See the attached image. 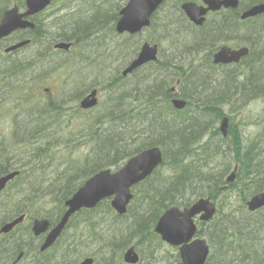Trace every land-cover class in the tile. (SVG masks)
<instances>
[{"label": "rangeland", "instance_id": "obj_1", "mask_svg": "<svg viewBox=\"0 0 264 264\" xmlns=\"http://www.w3.org/2000/svg\"><path fill=\"white\" fill-rule=\"evenodd\" d=\"M9 1L18 4L21 11L24 10L25 0H0V3L6 6ZM126 2L127 0H54L50 8H47L36 18L34 17L36 25L42 30L40 39L35 38L30 29L11 32L6 36L4 41L6 45L13 43L19 37L29 40V43L24 45L15 57L10 58L8 70L16 68L19 61L42 59V63L36 71L23 70L19 78L8 77L11 74L3 72L4 69L0 70L2 79L8 77L4 81L6 86L0 89V112L4 113L9 123L6 125L1 121L0 126L11 127V119L23 122L25 116L23 119L22 115L27 113L24 108L29 104L30 108L35 109L36 117L34 119H38L40 122L36 128L22 124L23 127L17 132L21 135H16L18 139L23 138L31 145L29 154L21 159V164L24 165L27 172L17 178L19 185L16 198L11 199L6 193L0 192V221L12 214L11 210L27 209L25 211L27 218L10 234L0 236V264L5 263L7 258L10 260L9 262L15 261L17 264H74L78 259H81L80 257L83 259L87 256L93 258L92 264H109L111 259L113 261L110 264L113 262L127 264L123 261L126 248L122 252L115 251L116 245H123L122 241L128 239L130 242L127 249L138 243L136 248L145 260L153 258L155 264H172L178 255L175 247L162 243L158 236L151 234L149 236L150 230L144 233V235H148V240L140 236V231L132 227L133 224L129 225V228L123 227L125 224H121L126 221L125 214L116 210H113L114 213L102 215L101 221L96 219L99 215L89 217L85 208L79 210L70 221L69 231L66 229L58 243L45 251L41 250L44 239L35 238L31 226L34 219L40 215L48 218L50 227L55 225L63 213L65 198H68L76 186L85 180L87 172L91 173L102 164V156L104 157L103 164H106L104 168L113 169L124 161L127 155L145 144L153 142L160 144L163 160L161 166L155 168L151 175L150 188L145 191L148 198L141 206L142 217L147 221L149 218L153 219L158 216L165 206L177 204L182 206L188 201L194 200V197L200 193L212 190L214 183L209 182L211 179H207L208 176L214 177L210 175L212 170L218 171L219 175L227 178L234 166H237L234 182L238 181L239 166L238 163H235L234 151V148L237 147H235L236 138L233 136L237 134L241 136L245 145H250L252 142L257 145L264 142V14L247 18L240 16L242 10L257 3H252L251 0H239L237 7H223L217 11H210L206 14L205 22L202 25L204 29H200L179 10L181 7V4H178L179 1L167 0L164 6L157 10L158 12L152 19V25L138 34H120L116 28L107 23L101 27L106 30L99 32V28L94 29L96 28L95 21V24L88 25V30L94 29L95 32H90L88 39L84 40L85 42H76L72 55L66 51L59 54L49 53L50 46L56 38L65 36L67 31H71L78 23L89 22L96 12L112 24L115 19L119 18L117 14ZM170 23H175L177 29L179 26L190 28L191 32L183 33L182 30L177 33L175 27L170 26ZM250 28H254L257 33L245 34L241 32L242 29L249 32ZM209 30H214V33L211 34L210 45H207L197 38L201 33H206ZM144 40L160 43L156 61L149 62L147 65L123 75L126 65ZM222 44L232 47L247 44L249 51L238 64L210 63L209 60L210 58L212 60L213 56L212 51ZM184 60L190 62L183 67L181 82H174L176 83V93L178 91L181 95L183 81L187 78H191L195 84L206 90L202 94L204 98L199 99L198 102L181 97L186 100L183 108L185 111L187 110L186 116H192L193 111L196 113V110H200L199 112L202 113L197 112L205 115L203 119L209 126L217 129L220 134L215 136L214 145L218 152H225L215 159L217 161L213 165L209 160L204 163L202 159L197 158L196 163L190 157L187 159L186 156L179 157L178 154L184 149L178 148L175 152L171 151L166 139L162 137L163 135L148 127L147 117V119L144 118V122L134 126H129L128 123L126 126L122 125L125 119L124 112L127 115V110L137 102L133 100L134 96L138 101H144L143 94L148 92L150 95L145 96L148 97L146 101H153L154 90L159 89L155 78L164 74V70L169 69L170 64L178 66ZM13 62L15 64H12ZM119 72L122 73L119 76L120 80L115 82V85H109L110 78L117 76ZM185 72L188 74L186 75ZM40 77L45 79L41 86H39L41 84ZM161 78L163 77L161 76ZM95 85L102 87V90L100 104L94 108L99 105L103 107V109L98 108L96 113L101 115L104 127L110 131L109 140L112 143L111 152L107 154L104 151V155L96 153L100 151L99 145L94 143L87 124H85L89 112H82L80 104H78L80 96ZM156 86L158 87L156 88ZM136 87H138V91ZM45 88L52 89L54 98L43 92ZM193 90L199 93L203 91L197 90L195 87ZM239 90L242 93H239ZM222 94L224 96H221ZM241 95H243L242 98H240ZM56 99L58 101V104H55L57 111L52 114L48 113L52 109L50 100L55 101ZM158 104L165 106L171 114L182 115L180 113L182 110L177 109L171 101L169 104L160 102ZM148 105L155 109L153 104ZM212 105L217 106L216 112L206 109ZM201 108L203 109L201 110ZM219 114L229 118V122L236 126V132L227 133L226 136L221 133L222 121L218 118ZM37 130L45 133L40 147L36 141L31 140ZM53 130L55 134L50 133ZM7 134H11V129L6 132V136ZM99 143L101 145V142ZM184 143L186 140L183 141L182 146ZM55 146H58L52 152L55 155L50 156L47 150ZM4 147V141L0 140V151ZM44 150L46 151L44 152ZM207 152L210 153V150L207 149L203 155H207ZM106 155L108 156L106 157ZM68 159H74L76 166L65 173L64 169L68 167ZM53 160H58V164L53 166V171L50 169L51 178L47 181L51 188L47 193H32L31 181L36 182V180H40V177L44 180L45 177L40 175L41 169L46 164H51L50 162ZM258 160V163L255 162L253 167V175L264 180V156H260ZM108 164H112V166H107ZM3 168H6V165L0 160V173ZM181 181L186 183L180 188L176 185L177 189H172V186H175L174 183L172 185V182L179 183ZM246 181L248 179H240L239 184ZM147 186L148 182L146 181L143 187ZM235 189L234 187L228 192L224 191L223 195L214 200L217 213L212 222L208 223L209 225H202L198 222L200 233L208 241L210 254L217 261L223 256L225 257L226 254L214 255L215 246L217 245L216 249H219L218 246H220L215 239V227L217 225V228L220 229L225 217L232 219L231 210L237 209ZM250 189L252 197L256 190L252 186ZM103 202L111 203V198H106ZM100 209L97 208L94 212ZM235 212L238 216L239 212L236 210ZM139 225L140 223L136 226ZM17 232H20L19 237ZM237 233L239 231L231 228L228 223V226L223 228V232L219 234L221 236L224 234L222 238L231 234L227 238V243L229 240L237 241ZM253 233L255 236L251 240L257 244L256 257H263L264 244H262L261 235L255 230ZM65 240L67 242L64 244ZM235 245L231 244V246ZM21 249L25 252L19 259L18 255ZM41 256L45 257L39 259Z\"/></svg>", "mask_w": 264, "mask_h": 264}, {"label": "bare ground", "instance_id": "obj_2", "mask_svg": "<svg viewBox=\"0 0 264 264\" xmlns=\"http://www.w3.org/2000/svg\"><path fill=\"white\" fill-rule=\"evenodd\" d=\"M26 1L27 0H25V4L23 5L24 6V10L23 11H21L20 9V6H18V4H15V3H12L11 1H9V3L6 5V6H4L3 4H1L0 3V21H1V19L3 18V16L5 15V13L7 12V11H9V10H11L13 7H18V9L21 11V12H27L28 10H29V6H28V4L26 3ZM53 1L54 0H51L45 7H43L42 9H40L39 11H37V12H34V13H30V14H28V15H26L23 19L24 20H26V21H28V22H30V23H32V24H34V26L32 27V26H24V27H19V28H16V29H14L13 30V32H15V31H20V30H32V31H34V30H40V31H42L41 30V28H39L37 25H36V22L34 21L35 20V18L40 14L41 15V13L42 12H44L47 8H50L52 5V3H53ZM129 0H127V2H128ZM166 1L167 0H164V2L162 3V6H164V4L166 3ZM177 1H179L178 2V4L180 3L181 4V7H180V9L179 10H181L184 14H185V16L189 19V21H191V23L192 24H194L196 27H198V28H200V29H204L203 27H202V25L204 24V20H205V17H206V14L204 15V20H203V22L202 23H195L192 19H190V17L186 14V12L183 10V8H182V5L184 4V3H186V2H190V1H192V2H196L197 4H199V5H204L205 6V2H204V0H200V1H196V0H177ZM252 1V3H263L264 2V0H251ZM126 2V3H127ZM126 3L122 6V8L126 5ZM161 6V7H162ZM178 6V5H177ZM121 8V9H122ZM121 9H120V11H121ZM159 9V8H158ZM157 9V10H158ZM245 10V9H244ZM244 10H242V12H241V14H240V16L242 15V13H243V11ZM120 11H119V15H120ZM158 11H156V12H154L151 16H150V24L148 25V26H145V27H143L140 31H138V32H135V33H131V32H128V31H125V32H119L118 30H117V23H118V20H119V18L118 19H115L113 22H112V24H110V21L108 20V19H104L103 17H102V15H100L99 13H97L96 12V14L94 15V16H92L91 18H90V20H89V22L87 21V22H82V23H78L77 25H75L73 28H72V30L71 31H67V33H66V35L65 36H59L58 38H56V40H54L53 41V43H52V49H50L49 51V53H51V54H59V53H62V52H70V50L72 49V48H74L75 47V45L78 43V42H85L84 40H87L88 39V35H89V33L90 32H95L94 31V29H100V31L99 32H102V31H105L106 29H103V28H101V27H103L106 23L108 24V25H110V26H112L113 28H116V30H117V32L118 33H120V34H124V33H129V34H131V35H134V34H138V33H140L141 31H143L144 29H146V28H148V27H150L152 24H151V22H152V19L154 18V16H155V14L157 13ZM262 14H264V13H262ZM99 15H100V17H99ZM35 17V18H34ZM203 17V16H202ZM96 21V28H94L93 30H91V31H89L88 30V25H90V24H93L94 22ZM95 24V23H94ZM170 26H174L175 27V32H179L180 33V31H182L183 30V33H187V32H191V29L190 28H187V27H183V26H179V29H177L176 27H177V25L175 24V23H170ZM240 28V27H239ZM109 30H110V28H109ZM111 30H113L112 28H111ZM98 32V33H99ZM241 32H243V33H245V34H252V32L251 31H246L245 29H242V31ZM97 33V34H98ZM214 33V30H209V31H207L206 33H201V35L200 36H198V40L199 41H201V42H204V43H206L207 45H210V38H211V34H213ZM186 35H189V34H186ZM185 35V36H186ZM87 37V38H86ZM6 39V36L5 37H2L1 39H0V43H3V41ZM24 41H26V39H23V37H19V38H17L13 43H11V44H7V45H5V47H3V49H2V52L0 51V67H2V68H6V66L4 65V59H6L7 61H9L10 60V58L11 57H15L19 52H20V49L21 48H23V46L24 45H22V46H20V47H18V48H16V49H11V50H9V51H7V48H9L10 46H13V45H16V44H18V43H21V42H24ZM62 42H64V43H68V44H70L69 45V49H65L64 47H56V44L58 43H62ZM77 42V43H76ZM29 43V42H28ZM28 43H26V44H28ZM150 44L151 46H153V44H157L158 45V51H159V47L161 46L160 45V43L159 42H155V41H150V40H144L143 42H141V45H140V48L136 51V53L134 54V56H133V58L129 61V63L126 65V67H125V69H124V71L130 66V64L133 62V60H135L137 57H138V55H139V53L141 52V50H142V47L144 46V44ZM25 44V45H26ZM162 44V43H161ZM223 45H228V44H222L221 46H223ZM239 45H242V44H239ZM221 46H219L217 49H215V50H213L212 51V60H211V58H210V60H209V62L210 63H214V53L221 47ZM158 51H157V54H158ZM49 55V54H48ZM157 56V55H156ZM154 61H156V59H154V60H150V61H148V62H146V63H144V64H142V65H140V66H138V67H136V68H134L132 71H130V72H127L126 74H128V73H131V72H133V71H135L137 68H140V67H142L143 65H147L149 62H154ZM26 61H19L18 63H19V65H22V64H24ZM190 61H186V60H184L183 61V63L181 64V65H178V66H176V65H172V64H170V66H169V69H167V70H164V74H161V75H158L156 78H155V81H156V83H158L159 84V89L156 91V90H154V96L152 97V98H154V100L152 101V100H149L148 102L146 101L147 100V98L148 97H145V96H149L150 94L147 92V93H145V94H143L144 95V101H138V99L136 98V96H134V98H133V100L134 101H137V102H135V104H153L154 105V107H155V109H152V108H150L149 107V109H147V110H143V111H141V113H138V114H136V113H134L135 115L133 116V118H131V117H128L129 115H127V117L125 116V119H124V121H123V123H122V125H125L126 126V123H128V125L130 126H134V125H137V124H140L141 122H144V118L145 119H147L148 118V120H147V123H148V127H151L153 130H155L154 129V127L157 125V120H158V118H161L162 120H164L165 121V123L164 122H162V124L164 123V124H167L168 126H170V124H171V128H175V127H177L179 124H181L182 122H184V124L185 125H189L188 127H190L191 128V131L186 135V137L184 136V139H183V141L184 140H186V143H184V145L182 146V144H183V141L178 145V146H171V145H169L168 144V148H170V150L171 151H173V152H175L176 150H178V148H182V149H184L180 154H178V156L179 157H185L186 156V159L187 158H191L194 162H196L197 163V158L198 159H202V161L205 163L206 161H212V163H211V165H213L214 164V162H216L217 160H215L216 158H218V157H220L221 155L218 153V151H217V148H215V145H214V143L216 142L215 141V136H217V135H220L218 132H217V129H214L212 126H209L208 125V123L207 122H205L204 121V123H201L200 125H193V126H191L190 124L194 121L193 119H194V116H177V115H174V114H171L168 110H166V107L165 106H163V105H161V104H158L159 102L160 103H163V104H169V102L171 101L172 103H173V100L174 99H181V100H184V98H187V100H192V101H195V102H198L199 101V99H202V98H204V97H202V94L206 91V90H203V88L200 86V85H198V84H195V82H193L192 80H191V78H187L185 81H183V88L181 89V91H180V93H181V95L179 94V92L177 91V93H176V83H180L181 82V78L183 77V72H184V70H183V67L185 66V64H188ZM214 64H216V63H214ZM214 64H212V65H214ZM26 71V70H25ZM124 71H123V75H126L125 73H124ZM169 71V72H168ZM186 73V75L188 74L187 72H185ZM122 73H118L117 74V76H115V77H111L110 78V80H109V82H108V84L109 85H115V82H118L119 80H120V78H119V76L121 75ZM22 75V74H21ZM21 75H19V74H14V75H10L9 77H17V78H19V77H21ZM161 76L163 77V78H161ZM176 81V83H174ZM188 82V83H187ZM185 83H187L186 85H185ZM158 86H156V88H157ZM194 87L197 89V90H203V91H201L200 93L199 92H196V91H194L193 89H194ZM137 88V91H138V87H136ZM92 89H96L97 90V94H96V97H97V104H100V98H101V96H100V93H101V90H102V87L100 88V86L99 85H95L93 88H91L90 90H88V91H86L85 92V94H83V95H81L80 96V98L78 99V104H81L82 103V100H84L87 96H88V94H89V92L92 90ZM40 90V89H39ZM39 90H38V92H39ZM240 92L239 93H242V91L241 90H239ZM43 92H46V93H48L49 95H52V98H54L53 97V95H54V92L52 91V89L51 88H45L44 89V91ZM133 92H134V90H133ZM184 97V98H182V97ZM243 97V95H241L240 96V98H242ZM26 99V98H25ZM24 99V100H25ZM129 101V100H128ZM185 102H186V100H184ZM51 102H52V100H50V104H51ZM53 103L54 104H58V101H57V99L55 100V101H53ZM198 104V103H197ZM173 105L175 106V104L173 103ZM177 109H179V110H185V109H183V108H178L177 106H175ZM165 108V109H164ZM48 113H51V111H49ZM52 114V113H51ZM147 117V118H146ZM8 119H7V117H5V115H4V113H1L0 112V123H1V121H3V123L5 122L6 123V125H8L9 123H8V121H7ZM12 120V119H11ZM121 125V126H122ZM181 126V125H180ZM7 127V126H6ZM0 128H2V129H4L5 127H1L0 126ZM119 129V128H118ZM16 135H21V133H19V134H16ZM110 131L108 130V131H106L105 132V134H104V139H103V142H101V145L99 146V152H96L98 155H101V154H103L104 155V151H106L107 152V154H109V151H110V149H111V147H112V143H111V140H109L110 139ZM17 138V137H16ZM43 138H44V136H41V139L39 140H36L37 141V145H38V147H40V146H42L41 145V142H42V140H43ZM18 139V138H17ZM131 140H134L133 138H130ZM19 140V139H18ZM168 143V142H167ZM202 145H205V148H201V146ZM155 146V145H154ZM58 146H55V147H52V148H49L48 150H47V152H48V154L51 156V155H55V154H53L52 152H53V150L55 149V148H57ZM152 146H150V147H147V148H151ZM5 148V147H4ZM4 148L2 149V150H4ZM147 148H145V149H147ZM261 149H259L258 147L256 148V150H255V155H254V157H255V159H257V158H259L260 156H264V142H263V145L260 147ZM145 149H143V150H145ZM207 149H209L210 150V153H208L207 155H203V152H206V150ZM46 150H44V152L46 151ZM143 150H141V151H143ZM141 151H139V152H141ZM138 152V153H139ZM138 153H135V154H133V155H131V156H129V155H127L125 158H124V161H122L117 167H114L113 169L112 168H104L105 166H101V167H97V169H95L93 172L91 171V173L90 172H87L86 173V177H85V180L83 181V182H81L78 186H76V188L73 190V193H74V191H76L77 189H79L81 186H83V184L85 183V181H87L88 179H90L92 176H94L96 173H98V172H100V171H102V170H107V169H109V170H111V171H117V170H119L121 167H123L126 163H127V161L132 157V156H134V155H136V154H138ZM108 155H106V157H107ZM102 158H104L103 156H102ZM54 161H57V162H54ZM17 163V162H16ZM51 164H46L45 165V167L43 168V169H41V176H43V177H45L44 178V180L43 179H41V177H40V180H36V182L34 181V180H32L31 181V183H32V188H33V190H32V193H37V194H39V193H47V191H48V189H49V186H50V184L48 183V179H50L51 178V175H49V173H51L50 172V169H51V171H53L52 170V168H53V166L54 165H56V164H58V160H53V161H51L50 162ZM14 164V163H13ZM21 164V160L20 161H18V163L17 164H15V165H12L13 166V168H17V169H13V170H11V171H8V172H6V168H3V172L4 173H2V174H0V179L2 178V177H4V176H6V175H8V174H10V173H12V172H15V171H18L19 173L15 176V177H13L12 179H10L9 181H7L6 182V184H5V186L2 188V189H0V192H3V193H5L3 190H5V188L8 186V184L11 182V181H13V180H15V179H17L18 178V176L19 175H21V174H25V173H22V171H23V169H24V165H20ZM60 165V164H59ZM58 165V166H59ZM161 166V163L156 167V168H159ZM175 166V165H174ZM173 166V167H174ZM235 167V166H234ZM31 170V169H30ZM69 170H70V168L69 167H67V168H65L64 169V171H65V173L66 172H69ZM198 173H199V171H197ZM152 175V174H151ZM151 175H149L148 177H146V179H148V178H150L151 177ZM210 175H213L214 177H211V176H208L207 177V179H211V181H209V182H211V183H217L220 179H222L223 178V176L222 175H219L218 174V171H211V174ZM226 178V177H225ZM52 181V180H51ZM206 181H208V180H206ZM50 182V181H49ZM175 184V186H172V189H177V186H178V188H180L183 184H185L186 182L185 181H181V182H179V183H175V182H172V185H174ZM49 184V185H48ZM177 185V186H176ZM226 185V184H225ZM224 185V186H225ZM224 186H223V188H224ZM258 184L257 183H254V189H257L258 187ZM208 191V190H207ZM72 193V194H73ZM213 193V191L212 190H210V191H208V192H206V193H200V195H204V196H202V197H205V198H207V197H210L211 198V200H212V197H211V195L210 194H212ZM201 196H199V198H202ZM219 197V196H218ZM66 200H64V202H65V204H64V210H63V213L61 214V217H60V219L65 215V213L70 209V207L68 206V205H66V203H67V201H68V199H69V197H68V199L67 198H65ZM194 199H198V198H196V197H194ZM111 200H112V198H111ZM249 200V199H248ZM247 200V201H248ZM102 202H103V200L102 201H100V202H98L97 204H95V206H90V207H85V209L84 208H82V209H84V210H87L88 211V213H89V215L90 216H93V214H95V213H97L98 211H100V210H98L97 212H94L97 208H101V206H102ZM171 204V203H170ZM110 205H111V203H110ZM236 206H237V209H235L236 211H238L239 212V214H238V216L236 215L237 213L235 212V210H231L232 212L230 213V216L232 217V219H228L227 217H225L224 218V220H223V224H222V226L220 227V229H218L217 228V225H216V227H215V239H216V241H218L217 243L220 245V246H218V248L220 249H216L217 248V245L215 246V249H214V255L215 256H217V254H219V256H221V255H223V254H226V255H228L227 256V258H225V260H224V262H226V263H228V264H242L241 262L243 261V260H245L244 258H247L248 257V253H249V251H250V253L253 251V254H252V257H251V261H252V259L254 258H257L256 257V254L257 253H255V252H257V244H256V242L255 241H253V240H251V238L252 237H254L255 236V234L254 233H252L251 231H249V230H247V229H241V230H238V228L237 227H233V226H231V228H233V229H235L236 231H239V233H237L236 234V238H237V241H231V240H229L227 243H226V241H227V238H228V236L230 237L231 236V234H229V235H226L225 236V238H222L223 236H224V234L221 236L219 233L220 232H223V228H226L227 226H228V223H230V222H234V223H238V224H241V223H245V224H249V222H244L243 221V219H245V218H247V215H246V213L241 209V207L239 206V204H235ZM163 206V205H162ZM111 207H112V205H111ZM170 207H172V206H170V205H168V207L165 209V210H167L168 208H170ZM264 208V206H262V207H260V208H258V209H256V210H254V211H251V210H249V208L247 207V211H249V212H251V213H255V212H258V211H260L261 209H263ZM112 209L113 210H115L113 207H112ZM27 209H24V210H21V211H13V210H11V213L12 214H9V215H7L8 217H6L5 219H4V221H1L0 222V236L2 237V235H8V234H10V232L13 230V229H15V228H17L19 225H21V223H23V222H25V220H26V218H27V214H26V211ZM81 210V209H80ZM76 212H78V211H76ZM75 212V213H76ZM138 212H140V215H141V213L143 212V209H140ZM74 212L72 213V214H70V217L68 218V221L66 222V225H65V228L62 230V232H61V234L58 236V238H57V241H55L50 247H48L47 248V250H49V248H51V247H53V246H55V243H58V241H59V237H61L62 236V234L65 232V230L67 229L68 231H69V229H70V221H71V219L74 217V214H75ZM162 213L163 212H161L160 214H159V216H157V217H155V218H153V219H148L147 221H145V220H143L142 222H140V225L139 226H136V225H133L132 227H135L136 229H138L139 231H140V236L143 238V239H148V235L146 234V235H144V233H146V231L147 230H150V233H149V236H150V234L151 235H155L156 237L158 236V238H159V241H161L162 243H165L166 245H170V246H173V247H175V249H176V251H177V253H178V255H177V258L172 262V264H179L181 261H182V259H181V255H180V253H181V251H180V247H181V245H172V244H170V243H168L166 240H164L163 239V237L161 236V234H158L157 232H156V230H155V227H156V225H157V222H158V220H159V218L161 217V215H162ZM217 213V207H216V211H215V214ZM201 214L202 213H200V214H198L197 216H195L194 217V222H195V224H196V226H197V229H196V233L194 234L195 236H194V238L193 239H205L206 240V242H207V244H208V241H207V239L204 237V236H202V233H200V230H199V224H198V222L199 223H201L202 225H204V224H208V223H211L212 222V220L215 218V214H214V216L210 219V220H208V221H204V220H200V216H201ZM23 215V219L21 220V221H17V223H13V225H12V229L11 230H9V231H3V232H1V230L3 229V226L4 225H6V224H9V223H12V222H15L17 219H19V217L20 216H22ZM124 217L125 218H128V212L127 213H125V215H124ZM37 218H39V219H42V218H45V217H43L42 215H40V216H38V217H36L35 219H37ZM35 219H34V222H35ZM46 219H48V218H46ZM223 219V218H222ZM34 222H33V224H32V226H31V231H32V233H33V236L35 237V238H45V236H46V233L47 232H42V233H36L35 231H34V229H33V226H34ZM126 223V221H123L122 222V224L121 225H123V224H125ZM209 225V224H208ZM231 225V224H230ZM207 226V225H206ZM257 226V225H256ZM123 227H128V226H123ZM129 228V227H128ZM127 228V229H128ZM219 232V233H218ZM257 232H258V234H260V232H259V230H258V228H257ZM18 233V237L20 236V232H17ZM69 236L71 237V234H69ZM149 240V239H148ZM67 241L65 240V242H64V244L66 243ZM68 242H69V240H68ZM129 242H130V240L128 239L127 241H122V243L125 245V244H129ZM225 243V244H224ZM255 243V244H254ZM231 244H236L235 246H231ZM143 246H144V243H143ZM208 246H209V244H208ZM137 246H134V248H135V250H136V252H137V254H138V262L137 263H128L126 260H125V253H126V250H127V248H126V250L124 251L125 253H124V257H123V261H125L127 264H155L153 261H154V259L153 258H151V259H148V260H145L142 256H140V253L138 252V249L136 248ZM42 251H45V250H42ZM122 251V249L121 248H116V251L115 252H121ZM24 252H25V250H23V249H21V251H20V253H19V255H18V257H19V259L21 258V256L22 255H24ZM45 256H41L39 259H42V258H44ZM91 257V256H90ZM212 257V255L210 254V247H209V254H208V257H207V260H206V262H205V264H209V261H210V258ZM81 259H82V257H80ZM86 258H89L88 256L87 257H85V258H83L82 260H84V259H86ZM92 258V257H91ZM81 259H78L76 262H74V264H79V262H81L82 260ZM153 259V260H152ZM81 260V261H80ZM10 260L7 258L6 259V262L5 263H3V264H16V262L14 261V262H9ZM111 261H113V259H111ZM111 261H110V263H111ZM78 262V263H77ZM109 263V264H110ZM220 263V260L219 261H217L216 262V264H219ZM113 264H115L114 262H113ZM244 264V263H243Z\"/></svg>", "mask_w": 264, "mask_h": 264}, {"label": "water", "instance_id": "obj_3", "mask_svg": "<svg viewBox=\"0 0 264 264\" xmlns=\"http://www.w3.org/2000/svg\"><path fill=\"white\" fill-rule=\"evenodd\" d=\"M51 0H27L29 6L27 12H21L18 7H13L7 11L0 21V39L8 36L14 29L24 26H34V24L24 20L23 18L30 14L39 11L45 7ZM239 0H204V5H199L196 2H186L182 5L183 10L195 23H202L204 15L209 11H216L222 7H237ZM164 0H129L120 11V17L117 23L119 32L135 33L143 27L150 24V16L162 5ZM264 13V2L252 5L245 9L241 15L242 18L253 17ZM203 16V17H202ZM29 40L18 43L7 48V51L16 49L28 43ZM68 43H57L56 47H64L69 49ZM158 45L144 44L138 57L133 60L130 66L124 71H132L134 68L157 58ZM249 48L246 45H241L238 48H232L228 45L221 46L214 53V63L227 64L238 62L242 57L248 54ZM97 90L93 89L88 96L82 100L81 108L89 109L97 105ZM173 103L178 108H184L186 102L181 99H174ZM229 127V118L223 117L220 127L223 135H227ZM163 153L159 146H152L138 154L132 156L127 163L117 171L109 169L102 170L85 181L83 186L77 189L68 199L66 205L70 209L65 215L52 227L50 221L46 218L35 219L33 229L38 233L47 232L41 245V250H46L50 247L65 228L66 222L70 214L79 211L82 208L95 206L98 202L112 198V207L121 214L127 211V206L133 198L132 187L143 181L149 175L153 174L154 169L162 162ZM19 172H12L0 179V189L6 182L15 177ZM237 166L233 169L226 181L231 183L235 180ZM249 210L254 211L264 206V190L256 193L246 203ZM216 211L215 202L210 197H202L193 201L189 206L181 208L172 206L165 210L159 218L155 230L161 234L164 240L172 245H181L180 255L182 261L179 264H205L209 246L205 239H193L196 233L197 226L194 222V217L202 213L200 220H210ZM23 215L15 222L3 226V231H9L13 227V223L21 221ZM125 260L128 263H137L138 254L131 246L125 253ZM93 258L89 257L82 260L79 264H92Z\"/></svg>", "mask_w": 264, "mask_h": 264}, {"label": "trees", "instance_id": "obj_4", "mask_svg": "<svg viewBox=\"0 0 264 264\" xmlns=\"http://www.w3.org/2000/svg\"><path fill=\"white\" fill-rule=\"evenodd\" d=\"M105 13H107V12H105ZM99 17H100V15H99ZM117 17H119V14H117ZM250 31L252 32V34L257 33V31L254 28H250ZM33 33H34V37L37 39H40L42 37V31H40V30H34ZM50 49H52V46H50ZM68 53H71L69 55H72L73 48ZM3 61H4V65L7 67V69L0 67V70L4 69L3 72H8L11 75H14V74L21 75L23 70L36 71L37 68L42 63V59H39L37 61L29 59V60H26V62L24 64L18 65L16 68H10L8 70V62L9 61H7L6 59H4ZM15 62H13L12 64H15ZM12 64H10V65H12ZM240 70H242V69H240ZM7 78L3 77V79H2V77H0V89H2L3 87L6 86V83L4 81H6ZM39 79H40V83H41L39 86H41L42 82L45 79L43 77H40ZM33 86H35V85H33ZM221 96H224V95L222 94ZM125 100L128 101L127 99H125ZM126 101H124V103H126ZM27 106L28 107L24 108V110L27 112L26 115H24L22 112H20L21 114H23L22 115L23 119L25 116V119L24 120L22 119L23 122H19L17 119H12V120H10L11 127L10 126L5 127L4 129L0 128V140L4 141V143H5L4 150L0 151V160L2 161V163H4L6 165V172L11 171L13 169H17V168H13L12 165L17 164L18 161H20L25 155L29 154V148H31V145L27 141H25L23 138L19 139V140L16 138L17 132H19L21 130V127H23L22 124L24 126L29 125V127H31V128H36L37 125L40 124L38 119L37 120L34 119V117H36L35 116L36 115L35 109L30 108V106H31L30 104ZM216 107H217L216 105H212V106L206 107V109H208L210 112H216ZM51 108H52L50 110L51 113H54L55 111H57V109H55L56 105L53 103V101L51 102ZM98 108L103 109V107L99 105L96 108H92L90 110H81V111L82 112L83 111L89 112L88 115L86 116L87 120H86L85 124H87V128L89 129L90 134H91L92 138L94 139L93 141H95L94 143H97L100 146L99 142H103L104 134L106 131H108V128L104 127V123L101 120V115L98 112L96 113V111L99 110ZM147 109H149L148 104H135L127 110V115H129L128 117L133 118V116L135 115L134 113L138 114V113H141V111L147 110ZM202 109L203 108H201V110ZM191 111H192V109H191ZM197 111L199 112L200 110H196V113L193 111L192 116H194V119H193L194 121L190 124L191 126L200 125L201 123H204V121L206 122V120L203 119L205 117V115L199 114L202 112L198 113ZM180 113L183 116H186L187 110L186 111L182 110ZM127 115H125V112H124V116H127ZM39 117H42V116H39ZM218 118L222 119L223 116H221L219 114ZM162 122L165 123L164 120H162L161 118H158L157 125L154 127L155 132L162 134L163 135L162 137H164L166 139V142H168V144L171 146H175V145L178 146L183 141L184 136L186 137V135L191 131V128L188 127L189 125H185L184 122H182L181 124H179L175 128H171V124H170V126H168L167 124H164V123L162 124ZM9 129H11V134H7V136H6V132ZM236 130H237L236 126L233 123L229 122L228 133L236 132ZM50 133L55 134L54 130ZM41 136H45V133H43L41 130L40 131L37 130V133L33 134L31 140H33V141H36L38 139L40 140ZM233 137L236 138V143H235L236 146L235 147H237V148L236 149L234 148V151H235V163H238V166H239L238 181H235L232 183H226V178H225V176H223V178L220 179L217 183H214V185L212 187L213 193L210 195H211L212 199L215 200V199H217L218 196L223 195L224 191L228 192V191H230L231 188L235 187L236 188L235 190L237 193L236 203L239 204L241 209L247 215V218L243 219V221L249 222V224H245V223L238 224V223H234V222H230L229 224H231V226H233V227H237L238 230L247 229V230L251 231L252 233H253V230H255L257 232V228H258L260 235H261L262 244H264V208L258 212L251 213V212L247 211V206H246L247 200L251 197L250 187L251 186L254 187V183L258 184V186H257L258 188L255 189L256 190L255 194L264 190V180H262L261 177H255L253 175V167L255 166V162L258 163V161H259L258 158L255 159V157H254L255 150L257 147L259 149H261L260 147L263 145V142H260V144L258 143L257 145L254 144L255 142H252L250 145H245L243 143L241 136H239L237 134L236 136H233ZM154 145L159 146L160 144H158L156 142H153V143L147 144V145L145 144L144 146L137 149L135 152L131 153L129 156H131L135 153H138L139 151H141L147 147L154 146ZM201 148L202 149L205 148V145H202ZM111 149H112V147H111ZM111 149H110L109 153L111 152ZM93 152H94V150L92 149V153ZM224 152L225 151H221L218 153L220 155H222ZM103 160H104V158L101 159L102 164L98 167L106 165V164H103ZM67 166L70 169L74 168L76 166L75 160L74 159H68ZM107 166H112V164H108ZM26 172H27L26 169H23L22 173H26ZM2 173H4V172L2 171L0 174H2ZM240 179H244V180L248 179V181H246L243 184H239ZM146 181L148 182V186L146 188H144L143 185L146 184ZM151 181H152V179L150 177V178L144 180L139 185L133 187L134 198L128 207V211H127L128 212V218H126L125 225L126 224H127V226H129L131 224L136 225V224L142 222L143 220H145V218L142 217L143 216L142 213L140 215V212H138V211L141 209V206L143 205L145 200L148 198L145 191H147L148 188H150ZM225 184H226V187L223 188V186ZM18 185H19V183H18L17 179H15V180L11 181L8 184V186L5 188V190H3V191L6 193V195L8 197H10L11 199H14L17 197ZM50 188L51 187H49V189ZM72 193L69 195V197L72 195ZM199 196L202 197L204 195H197L196 198H199ZM194 200L188 201L186 204H183L182 206H187V205L191 204ZM171 204H174V203H171ZM167 207L168 206H165L164 210ZM105 213H114L110 203L103 202L100 211L93 214V216L95 217V216L99 215V217H97L96 219L98 221H101V219H102L101 216L104 215ZM88 215H89V213H88ZM89 217H92V216L89 215ZM1 221H4V220L2 219ZM138 245L139 244L136 243L135 246H138ZM128 246H129L128 244L116 245V247L121 248L122 251L125 248H127ZM255 253H257V252H255ZM248 254H249L248 257L244 258L245 260H243L241 262L242 264L243 263L244 264H264V256L259 257V258H255V259L253 258L251 261L253 251L251 253L249 251ZM227 256L228 255H226L225 257L223 256L222 259H220L219 264H228V263L224 262V260H225V258H227ZM216 262H217V260H214L213 255H212V257L210 258L209 264H216Z\"/></svg>", "mask_w": 264, "mask_h": 264}, {"label": "flooded vegetation", "instance_id": "obj_5", "mask_svg": "<svg viewBox=\"0 0 264 264\" xmlns=\"http://www.w3.org/2000/svg\"><path fill=\"white\" fill-rule=\"evenodd\" d=\"M5 41V40H4ZM0 43V51L2 52L3 47H5L6 43ZM239 62V61H238ZM60 238V237H59ZM57 241V240H56ZM17 264V263H16Z\"/></svg>", "mask_w": 264, "mask_h": 264}]
</instances>
